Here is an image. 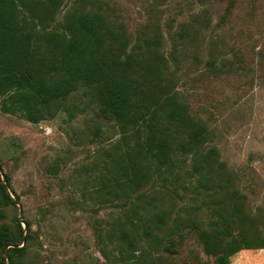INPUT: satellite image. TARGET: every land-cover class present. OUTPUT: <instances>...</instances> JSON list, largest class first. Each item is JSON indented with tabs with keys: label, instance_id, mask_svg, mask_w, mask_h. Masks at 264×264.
<instances>
[{
	"label": "rangeland",
	"instance_id": "374dc122",
	"mask_svg": "<svg viewBox=\"0 0 264 264\" xmlns=\"http://www.w3.org/2000/svg\"><path fill=\"white\" fill-rule=\"evenodd\" d=\"M98 2L107 21L123 26L132 42L160 35V50L181 100L190 115L208 127L207 148L218 150L258 228L260 243L247 244L250 225L233 211L222 215L216 201L220 195L209 193L213 197L205 206L197 201L195 179L190 178L196 174L191 158L184 157L177 171L179 184L158 182L154 187L159 194L156 212L167 215L169 227L174 222L183 225L178 254L165 256L164 264H215L192 227L209 228L216 223L212 221L220 223L221 216L229 222L220 231H227L240 246L230 264H264V0ZM66 104L74 119L61 111L38 124L0 109L1 180L9 178L12 191L4 186L17 202L11 204L0 188V233L20 244L21 228L24 231L23 244L5 253L0 249V264H136L110 238L125 221V209L119 208L123 201L108 203L101 192L106 152L120 140L119 132L97 115L87 91L72 95ZM163 188L172 194H164ZM21 222L29 224L28 233ZM228 234L224 240H230ZM140 248L147 260V246ZM12 249L20 252L9 258Z\"/></svg>",
	"mask_w": 264,
	"mask_h": 264
},
{
	"label": "trees",
	"instance_id": "16d2710c",
	"mask_svg": "<svg viewBox=\"0 0 264 264\" xmlns=\"http://www.w3.org/2000/svg\"><path fill=\"white\" fill-rule=\"evenodd\" d=\"M71 1L0 0V109L38 124L61 111L71 113L68 99L82 90L89 93L97 115L114 123L119 132L120 140L106 152L101 192L108 203L123 201L119 208L125 209V221L110 238L136 264H164L165 256L178 254L177 238L184 239L183 225L174 222L169 227L167 215L156 212L159 194L154 187L158 182L179 184L177 171L184 157L191 158L196 174L190 176L195 179V193H208L204 198L197 196V201L205 206L213 197L209 193L220 195L216 201L222 215L233 211L250 225L246 243H260L255 217L238 197L233 174L219 160L218 150L207 148L208 127L190 115L176 90L175 75L160 50V35L152 40L140 36L132 42L123 26L107 21L98 0ZM174 49L177 53V46ZM69 117L72 120L75 115ZM4 182L11 190L9 178ZM4 182L0 174L4 197L17 204ZM164 188V194H172ZM145 189L153 192L149 195ZM173 193L178 195L177 190ZM221 217L220 223L212 221L216 223L209 228L198 224L192 228L215 264H230L240 246L227 231H220L229 222ZM21 223L28 233L29 224ZM225 233L230 240H224ZM0 234L6 239L5 243L0 239L4 253L8 247L23 244L22 228L20 244ZM142 244L147 246V260ZM18 252L10 250L9 258Z\"/></svg>",
	"mask_w": 264,
	"mask_h": 264
},
{
	"label": "water",
	"instance_id": "95a60500",
	"mask_svg": "<svg viewBox=\"0 0 264 264\" xmlns=\"http://www.w3.org/2000/svg\"><path fill=\"white\" fill-rule=\"evenodd\" d=\"M9 192V191H8Z\"/></svg>",
	"mask_w": 264,
	"mask_h": 264
}]
</instances>
